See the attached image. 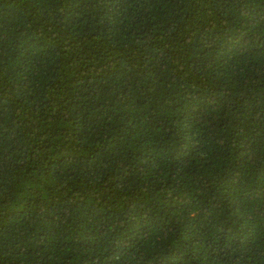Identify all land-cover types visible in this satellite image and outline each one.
Segmentation results:
<instances>
[{"label": "trees", "instance_id": "obj_1", "mask_svg": "<svg viewBox=\"0 0 264 264\" xmlns=\"http://www.w3.org/2000/svg\"><path fill=\"white\" fill-rule=\"evenodd\" d=\"M0 264H264V0H0Z\"/></svg>", "mask_w": 264, "mask_h": 264}]
</instances>
